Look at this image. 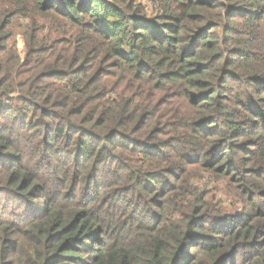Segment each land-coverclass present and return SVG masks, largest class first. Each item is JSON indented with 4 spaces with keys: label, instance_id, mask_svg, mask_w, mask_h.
<instances>
[{
    "label": "trees",
    "instance_id": "1",
    "mask_svg": "<svg viewBox=\"0 0 264 264\" xmlns=\"http://www.w3.org/2000/svg\"><path fill=\"white\" fill-rule=\"evenodd\" d=\"M0 264H264V0H0Z\"/></svg>",
    "mask_w": 264,
    "mask_h": 264
},
{
    "label": "rangeland",
    "instance_id": "2",
    "mask_svg": "<svg viewBox=\"0 0 264 264\" xmlns=\"http://www.w3.org/2000/svg\"><path fill=\"white\" fill-rule=\"evenodd\" d=\"M14 32L16 33V35L19 36V34L21 33V29L18 28V27H16V28H14ZM18 39H20V37H19V38L17 37V40H18Z\"/></svg>",
    "mask_w": 264,
    "mask_h": 264
}]
</instances>
